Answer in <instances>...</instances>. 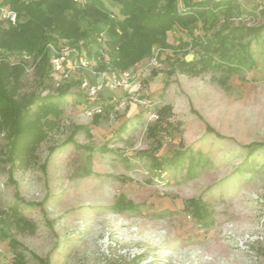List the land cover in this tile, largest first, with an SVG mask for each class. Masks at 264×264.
Instances as JSON below:
<instances>
[{
    "label": "rangeland",
    "instance_id": "obj_1",
    "mask_svg": "<svg viewBox=\"0 0 264 264\" xmlns=\"http://www.w3.org/2000/svg\"><path fill=\"white\" fill-rule=\"evenodd\" d=\"M105 1L120 16L119 5ZM255 1H245L238 22H264ZM97 28L86 41L56 43L108 58L107 28ZM189 40L169 32L174 49L156 48L157 66L152 55L130 68L141 74V90H104L111 102L93 117L80 90L81 79L94 82L90 72L58 82L50 60L0 47V64H24L22 92L62 111L49 117L54 125L27 171L17 170L0 130V211L19 206L26 221L0 224V264H264V40L252 43L256 66L229 77L180 74L187 47L179 41ZM164 107L153 136L150 116ZM177 152L178 165L161 171L151 157ZM123 197L137 210L118 209ZM192 198L209 211L204 223L184 210Z\"/></svg>",
    "mask_w": 264,
    "mask_h": 264
},
{
    "label": "trees",
    "instance_id": "obj_2",
    "mask_svg": "<svg viewBox=\"0 0 264 264\" xmlns=\"http://www.w3.org/2000/svg\"><path fill=\"white\" fill-rule=\"evenodd\" d=\"M112 1L119 5L120 16L107 9L105 0H86L83 4L72 0H0V6L17 14L15 24L0 20L8 24L0 29V47L40 57L41 63H46L51 57L49 45L57 46L58 38L86 41L103 25L110 37L106 58L119 70L130 69L151 57L156 48L174 49L168 43V33L177 31L190 37L189 41H179L187 47L177 61L176 70L180 74L195 77L215 71L229 77L257 64L252 43L264 40V22L252 25L238 22L247 10L246 0ZM255 2L253 11L259 8L264 17V6ZM199 31L203 34H196ZM77 47L86 49L82 45ZM190 53L191 59H186ZM94 54L100 56L99 52ZM24 72V64H0V130L6 134L10 156L20 171L35 165L39 147L47 139V130L54 125L49 117L57 118L62 113L57 102L22 92ZM61 94L66 95L67 91ZM168 110L164 107L159 111L157 123L149 128L151 135L155 136L160 118ZM98 121L99 116L94 122ZM151 157L159 171L176 167L181 160L178 152L163 158ZM116 207L137 210L136 205L126 202L124 197ZM184 210L202 223L209 217L200 199L187 200ZM11 211V214L0 211V224L4 229L26 223L19 206L12 207Z\"/></svg>",
    "mask_w": 264,
    "mask_h": 264
},
{
    "label": "built area",
    "instance_id": "obj_3",
    "mask_svg": "<svg viewBox=\"0 0 264 264\" xmlns=\"http://www.w3.org/2000/svg\"><path fill=\"white\" fill-rule=\"evenodd\" d=\"M72 1L83 4L86 0ZM256 1L264 5V0ZM0 20L15 24L17 14L7 7L0 6ZM49 48L51 49L50 63L56 81H64V78L78 71H88L93 75L94 82L86 78L80 80V90L86 95L89 103L85 107L86 114L90 117L103 113L105 106L111 102L103 98L104 90H122L129 93L141 90L140 73H135L132 69H116L107 58L102 57L103 55L89 54L86 49L66 42L59 43L57 46L51 44ZM23 57L29 58L30 55L23 53ZM157 62V55H153L151 63L157 66ZM89 101H92V104ZM149 103V101L145 102L148 105ZM154 118L158 120V115L150 116V120Z\"/></svg>",
    "mask_w": 264,
    "mask_h": 264
}]
</instances>
